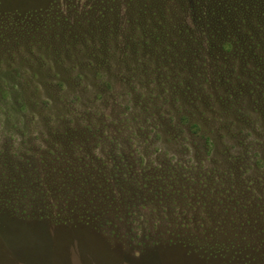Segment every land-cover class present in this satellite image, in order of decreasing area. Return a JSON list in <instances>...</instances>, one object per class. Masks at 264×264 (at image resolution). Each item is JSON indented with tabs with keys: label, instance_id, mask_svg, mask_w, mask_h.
Wrapping results in <instances>:
<instances>
[{
	"label": "rangeland",
	"instance_id": "1",
	"mask_svg": "<svg viewBox=\"0 0 264 264\" xmlns=\"http://www.w3.org/2000/svg\"><path fill=\"white\" fill-rule=\"evenodd\" d=\"M2 1L0 102L1 89L28 84L40 88L43 106L56 109L41 108L34 120L24 113L4 118L0 107V195L11 182L6 179H36L25 192V213L0 208V264H264V0ZM206 1L223 10L220 18L236 6L240 19L247 16L252 39L238 69L225 54L222 83H213L211 60L203 109L208 118L218 115L233 125L214 133L227 141L226 150L208 152L200 139L192 149L165 142L159 63L175 66L159 61V50L144 43L155 39L153 29L165 15L180 23ZM119 19L137 23L127 42L88 41L99 38L97 30L110 33ZM140 26L154 27L145 34ZM83 51L107 61L89 67ZM78 70L89 88L69 84ZM256 75L263 86L254 92L245 82ZM223 87H235L226 108ZM65 104L75 111L62 112ZM145 105L158 113L149 117L144 134L131 136L119 122L143 119ZM60 117L65 125L93 128L74 132L76 144L86 143L77 154L64 138H52L50 120L64 125ZM228 156L241 159L231 166ZM61 225L88 229L114 253L88 243L94 259H84L72 239L62 249ZM248 245L259 248L254 261L250 253L235 252Z\"/></svg>",
	"mask_w": 264,
	"mask_h": 264
},
{
	"label": "trees",
	"instance_id": "2",
	"mask_svg": "<svg viewBox=\"0 0 264 264\" xmlns=\"http://www.w3.org/2000/svg\"><path fill=\"white\" fill-rule=\"evenodd\" d=\"M2 2L3 1L0 0L1 6L3 5ZM217 6L218 5H212L209 1H206V3L201 5L199 8L194 7V16L191 18L189 16L188 18L185 16V18L180 19V23H174L172 19L165 15V21H160L159 23L160 33L159 29H153V31L158 32V34L155 35V39L147 38L144 41V43L148 46L147 50H149V48L159 50V61L175 66V68H170L168 66H161L159 63V80L163 79V81H161L163 82L162 96L159 97V99H163L164 103L159 104L158 108L159 117H161L159 118V121L163 123L162 131L166 136L165 142L175 147L182 146L186 149H192L194 147V143L198 141L196 139H200L203 148L207 152L212 149L222 151L227 148V141L220 136V134L214 135V133H219L224 127H228V125L232 126L233 124H230L228 120L221 121L218 115L213 118L207 117V114L202 106L207 93V88L204 87L206 83V76L209 73L210 63L212 60L213 68L217 70L214 78L215 82L213 83H222L224 74L226 73H222V71H228L224 65V61L227 58L225 54L230 53L232 63L238 69L240 61L243 60V56L246 53L245 46L249 40L252 42V39L248 38L250 31L247 16L244 20L240 19L237 7L233 6L231 7L230 15L220 18L219 14L222 13L223 10H219ZM1 10L4 11L3 9ZM128 24H132V26H128ZM136 24L137 23H134L132 20L122 21L119 19L113 22L110 33L103 29L97 30L99 32V34H97L99 38L96 36H89L88 41H90L91 44H94L100 41L106 42L107 40L105 39L108 38V41L110 42H116L119 39L123 42H127L128 38L132 37L130 34L136 31ZM153 27L154 26H140V29L146 34L147 31ZM20 32L23 33L22 31ZM240 52L242 53L240 54ZM82 53H85L88 56L87 64L85 65H88L89 67H94L96 62L99 64L107 61L106 59H103L104 56H99L98 58L97 56L100 54L98 52L92 51V54H90L83 51ZM233 54L237 57V59H233ZM3 66L4 62H0V67ZM237 69H229V75H235L236 71L234 70ZM2 71L3 68H0V74ZM65 73H70V70H66ZM8 75H13V77H15L11 70H9ZM18 75L20 78L25 77V75L21 73ZM73 76L74 77H72V79L74 80L69 82L71 86L81 87L84 85L85 88H89V84L85 82L87 76L82 70H78ZM238 76L241 78L240 75ZM246 78L245 84L254 86V89L252 90L254 92H257L258 88L263 86L261 83L262 78L259 75L248 76ZM0 83H4L2 79H0ZM19 83L22 84L21 82ZM30 86L31 85L27 84L26 86L22 85L20 88L17 85L15 86V89L12 88V90L10 87L4 90L1 89L3 94L0 107L4 110L1 112L4 118L13 117L10 113H24L30 114L31 117L33 115V119L37 120V111H40L39 109H56L54 106V109L52 107L43 106L40 101V88L38 86H32L31 88ZM235 87H223L222 92L227 97V93L232 90L234 91ZM68 88L69 87H67V89ZM67 89H63L60 93H66ZM28 90H30V92H27ZM167 94H169L170 97L163 98ZM55 95L56 99H58L59 96L57 94ZM152 95L155 94L152 93ZM19 97L30 99L27 101H20ZM213 98H215V94ZM218 99L223 100L224 98L222 95H219ZM227 103L228 97L225 100V108L228 107L226 106ZM75 108L76 107H74V105L65 104L64 107H62V109H64L62 112L67 114L71 110L75 111ZM141 110L145 115L143 119L138 116H136L133 120L126 117L119 122L122 128L130 132L131 136L135 135L138 131L141 132V134H144L146 132L144 128L149 122V117H153L154 114L158 113L152 112L149 107H146V105L143 109L141 108ZM169 111H171L172 114H180L179 118L166 116V113ZM101 116H103V114H101ZM61 118L62 117H60V120ZM61 122H63L64 125L58 124L54 120H50L51 132L53 135L52 138L56 140L64 138V141L67 143L64 144L65 147L71 150V152L74 151L77 154V152L82 148L80 145H84L86 143H82V141L78 140L79 144H76L75 140L77 137L76 135L78 134H75L74 132H79L81 129L90 131V129L93 130V128H83L76 124L65 125L66 122L63 120H61ZM122 128L119 127L116 131L121 132L123 130ZM231 129L234 131V127ZM87 142H89V139H87ZM135 143H138V141ZM228 159L231 162L230 165L233 166L238 163L241 157L228 156ZM233 162H236V164H233ZM216 174L217 172H215V175ZM12 180L13 179H6V181L11 182L5 186V192L0 195V208L20 213L25 210V200L29 197V194H25V192H27L26 190L29 186L34 185L36 179L24 182ZM45 207L47 209L49 208L46 205ZM25 212L26 210L21 213ZM61 226L64 227L62 233L65 234L60 242L62 249H67L69 246L68 244H70V242L67 241L72 239V242L78 243L80 251L81 248H83L81 255L84 259H94L90 258L92 252L89 249L91 247L88 246V243H96L95 245L102 249L103 252L114 253L111 249L105 248V245H102L99 241H97L96 237H92L89 234L88 229H84L79 226L74 227L72 225ZM56 243L60 246L58 241H56ZM258 249L259 248H255L253 245H248V247H244L243 250L241 248H237V251L235 250V252L240 253L239 257L250 253L252 260L254 261L256 256L252 253H257Z\"/></svg>",
	"mask_w": 264,
	"mask_h": 264
}]
</instances>
